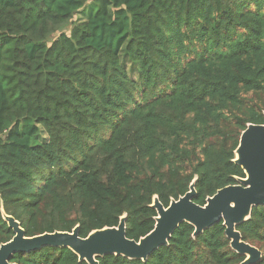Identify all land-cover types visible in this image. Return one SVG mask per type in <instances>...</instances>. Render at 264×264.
Returning <instances> with one entry per match:
<instances>
[{
	"label": "trees",
	"instance_id": "trees-1",
	"mask_svg": "<svg viewBox=\"0 0 264 264\" xmlns=\"http://www.w3.org/2000/svg\"><path fill=\"white\" fill-rule=\"evenodd\" d=\"M263 112L264 0H0V245L14 236L1 209L25 237L85 238L125 215L138 241L154 196L167 207L196 179L203 206L244 178L234 151ZM193 230L98 264L243 261L221 222ZM236 230L264 264V205ZM11 262L87 264L55 247Z\"/></svg>",
	"mask_w": 264,
	"mask_h": 264
},
{
	"label": "water",
	"instance_id": "water-1",
	"mask_svg": "<svg viewBox=\"0 0 264 264\" xmlns=\"http://www.w3.org/2000/svg\"><path fill=\"white\" fill-rule=\"evenodd\" d=\"M232 162L241 168L244 178H236L237 184L217 190L206 198L203 206L192 201L196 195V179L192 180L183 196L172 199L167 207L154 196L150 205L156 212L154 227L138 241L126 237L125 215L120 217L117 226L92 231L85 238L79 236L78 225L71 232L55 231L25 237L20 223L1 209L2 219L14 236L0 245V264H16L11 262L14 254H25L43 247L67 248L79 262L87 264H98L97 258L106 255L144 261L152 252L166 246L182 223L192 226V237H196L219 222L224 227L231 251L244 257L240 264H258L261 252L242 241L236 228L249 220L253 208L264 205V122L246 125Z\"/></svg>",
	"mask_w": 264,
	"mask_h": 264
},
{
	"label": "rangeland",
	"instance_id": "rangeland-1",
	"mask_svg": "<svg viewBox=\"0 0 264 264\" xmlns=\"http://www.w3.org/2000/svg\"><path fill=\"white\" fill-rule=\"evenodd\" d=\"M79 16H80V15H79ZM76 17H77V16H76ZM84 17H85V16H83V17H82V16H80V18H84ZM74 19H75V18H74Z\"/></svg>",
	"mask_w": 264,
	"mask_h": 264
}]
</instances>
